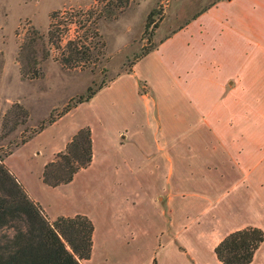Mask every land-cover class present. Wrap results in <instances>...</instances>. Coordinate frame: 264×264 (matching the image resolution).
<instances>
[{"label": "crops", "instance_id": "crops-1", "mask_svg": "<svg viewBox=\"0 0 264 264\" xmlns=\"http://www.w3.org/2000/svg\"><path fill=\"white\" fill-rule=\"evenodd\" d=\"M85 126L91 164L48 185L46 164ZM16 148L29 151L6 164L51 219L93 221L83 264H223L226 235L264 230V0L214 3Z\"/></svg>", "mask_w": 264, "mask_h": 264}, {"label": "trees", "instance_id": "trees-1", "mask_svg": "<svg viewBox=\"0 0 264 264\" xmlns=\"http://www.w3.org/2000/svg\"><path fill=\"white\" fill-rule=\"evenodd\" d=\"M131 1L94 0L89 8L54 10L50 14L48 29L40 32L32 27L19 46L17 60L22 76L27 79L42 77L41 64L48 59L55 60L67 70L93 71L105 55L106 44L100 33V21L116 19ZM153 13L151 11L148 16L146 31L150 28ZM151 50L144 51L137 60ZM103 87L104 84L97 90L89 87L87 95L69 102L57 117L88 101ZM13 106L19 115L28 116L22 105L16 103ZM55 120L56 117H51L48 124ZM30 137L22 139L21 143ZM10 153H0V264H83L93 250V221L83 214L51 219L6 164L5 157ZM92 160V131L90 126H85L74 134L63 151L46 164L43 180L50 186L69 183ZM263 241L264 230L261 227L247 226L226 235L215 247V253L223 264H250Z\"/></svg>", "mask_w": 264, "mask_h": 264}, {"label": "rangeland", "instance_id": "rangeland-1", "mask_svg": "<svg viewBox=\"0 0 264 264\" xmlns=\"http://www.w3.org/2000/svg\"><path fill=\"white\" fill-rule=\"evenodd\" d=\"M218 1L221 0H133L116 19L100 21L105 55L93 71L67 70L48 59L41 64L42 77L27 79L22 76L17 60L27 31L35 27L45 32L54 10L89 8L94 0H0V153L15 151L10 162L19 167L32 148L29 146L19 154L16 147L22 144V139L49 125L51 117L60 118L57 115L64 107L87 95L89 87L97 90L100 85L106 86L119 75L130 72L144 51L155 48ZM151 11H154L152 22L146 31ZM140 90L144 92L142 84ZM16 103L28 111V116L18 114L13 106ZM221 214L224 216V212Z\"/></svg>", "mask_w": 264, "mask_h": 264}]
</instances>
